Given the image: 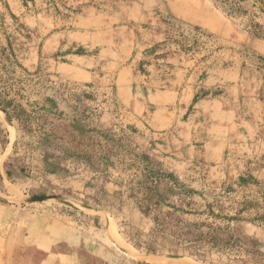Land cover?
<instances>
[{"label":"rangeland","instance_id":"obj_1","mask_svg":"<svg viewBox=\"0 0 264 264\" xmlns=\"http://www.w3.org/2000/svg\"><path fill=\"white\" fill-rule=\"evenodd\" d=\"M249 25L218 0H0L8 181L134 264H264V37ZM201 32L207 59L178 50Z\"/></svg>","mask_w":264,"mask_h":264},{"label":"crops","instance_id":"obj_2","mask_svg":"<svg viewBox=\"0 0 264 264\" xmlns=\"http://www.w3.org/2000/svg\"><path fill=\"white\" fill-rule=\"evenodd\" d=\"M8 179L0 154V264H134L55 208L25 203L24 187Z\"/></svg>","mask_w":264,"mask_h":264},{"label":"trees","instance_id":"obj_3","mask_svg":"<svg viewBox=\"0 0 264 264\" xmlns=\"http://www.w3.org/2000/svg\"><path fill=\"white\" fill-rule=\"evenodd\" d=\"M222 7L225 9L228 15H232L233 17H243L247 19L250 23V31L256 35L257 37H264V20L263 24L256 22V18L259 15H264V0H218ZM246 6L250 7L252 11L246 8ZM205 37V41H201L200 39ZM168 41L171 40V37H167ZM215 36L212 34H204V33H196L192 40H189L185 35H180L179 39H174L178 50L183 53H190L195 49H204L206 47L207 53L204 55L203 59H207L209 55L214 51L212 48L216 46ZM165 44V42H164ZM164 44L158 45L162 46ZM10 45V44H9ZM158 46H154L151 50H147L144 53V58L151 57L152 59H157L156 51L159 49ZM209 48V49H208ZM198 49V50H199ZM148 61L142 60L141 67L144 64H147ZM0 111L3 112L8 119L11 120V114L8 112L7 105H4L3 102L0 101ZM6 175L9 177L8 171H6Z\"/></svg>","mask_w":264,"mask_h":264},{"label":"water","instance_id":"obj_4","mask_svg":"<svg viewBox=\"0 0 264 264\" xmlns=\"http://www.w3.org/2000/svg\"><path fill=\"white\" fill-rule=\"evenodd\" d=\"M2 114H3V112H1ZM4 115V114H3ZM4 120H5V122L7 123V125H12V122L11 121H9L6 117H4ZM46 199H48L47 197H36V198H25L24 199V202L25 203H34V202H41V201H45ZM85 208H87V209H92V208H90V207H86V206H84ZM119 249L121 250V251H123V249L122 248H120L119 247ZM123 252H125V253H127L126 251H123ZM168 258H170V259H179V258H181L180 256H178V255H168L167 256Z\"/></svg>","mask_w":264,"mask_h":264}]
</instances>
